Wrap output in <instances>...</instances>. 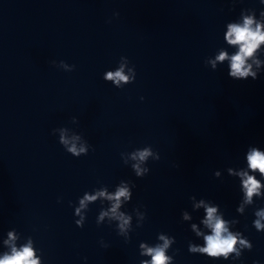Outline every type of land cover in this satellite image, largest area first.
<instances>
[{
    "label": "water",
    "instance_id": "obj_1",
    "mask_svg": "<svg viewBox=\"0 0 264 264\" xmlns=\"http://www.w3.org/2000/svg\"><path fill=\"white\" fill-rule=\"evenodd\" d=\"M245 17L264 25V0H0V258L31 242L39 264H143L163 236L167 264H264L247 162L264 152V44L255 79L216 60ZM121 66L129 82L104 79ZM208 207L237 236L227 258L199 251Z\"/></svg>",
    "mask_w": 264,
    "mask_h": 264
},
{
    "label": "clouds",
    "instance_id": "obj_2",
    "mask_svg": "<svg viewBox=\"0 0 264 264\" xmlns=\"http://www.w3.org/2000/svg\"><path fill=\"white\" fill-rule=\"evenodd\" d=\"M255 24V27L253 25ZM226 39L231 45H238L239 51L228 57L226 52H221L219 56L216 57L217 61H224L225 59H230V72L229 76L234 78H244L246 79L251 75L254 79L256 74L251 71V65L247 63L248 58L252 57L260 45L264 44V25L256 24L253 18L245 17L244 23L241 24H229L228 33ZM213 67H215V61L213 62ZM104 79L107 81H114L117 87H122L121 82H129L130 77L125 74L123 66L115 72H108ZM135 75L131 77V82H135ZM141 99H144L141 97ZM60 142L65 146L69 145L70 141L64 135H61ZM70 153L79 156L81 152H85L84 147L77 149L75 144H72L70 148H67ZM151 155L149 149L139 151L134 154V158L138 156L141 161L146 160ZM248 167L252 170H259L261 174H264V152L257 149H252L247 155ZM247 176L244 180V187L246 189V195L251 202V197L253 194H257L261 185L260 182L254 176H248L247 173H243ZM97 195L103 196L105 193L101 192ZM129 192L126 188H120L114 196H109V199L116 201L113 206L112 211L115 213L120 206L121 198H128ZM95 196H86L85 200H81V207L85 206L86 200H94ZM80 209L76 210L79 214ZM217 209L214 207L207 208V219L204 221L212 229V234L205 237L206 247L199 249V251L207 253L211 256H217L218 254H223L227 258V254L235 250L237 244V236L233 235L228 231L226 223L219 216L216 215ZM257 216L264 218V211L257 212ZM122 218V217H121ZM126 222V221H125ZM79 224V221H76ZM255 227L258 230H264V224L258 219L255 221ZM11 239H15L14 234H9ZM160 239L164 240V244L157 246L155 248H145L146 254L152 256L151 262L144 261L143 264H167L170 259L165 255V250L169 245L167 238L161 236ZM241 243H246L241 241ZM251 248V245L248 244ZM35 250L33 249L31 242L28 245L23 246L21 249L17 250L15 247L12 249V253L5 254L3 258H0V264H39V259L34 258Z\"/></svg>",
    "mask_w": 264,
    "mask_h": 264
}]
</instances>
